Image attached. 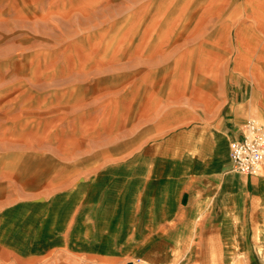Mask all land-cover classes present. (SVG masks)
<instances>
[{
    "label": "crops",
    "instance_id": "1",
    "mask_svg": "<svg viewBox=\"0 0 264 264\" xmlns=\"http://www.w3.org/2000/svg\"><path fill=\"white\" fill-rule=\"evenodd\" d=\"M134 3L86 85L27 77L0 101V260L80 237L145 264H264V166L229 157L264 125V41L187 0Z\"/></svg>",
    "mask_w": 264,
    "mask_h": 264
},
{
    "label": "rangeland",
    "instance_id": "2",
    "mask_svg": "<svg viewBox=\"0 0 264 264\" xmlns=\"http://www.w3.org/2000/svg\"><path fill=\"white\" fill-rule=\"evenodd\" d=\"M187 2L189 10L219 12L234 31L233 40L241 33L246 41H264V0ZM134 7V0H0V101L27 77L86 85L89 53H100L90 46L118 43L123 29L133 26ZM107 53L109 58L120 57ZM82 231L78 228L79 234ZM69 247L75 251L63 249L31 260L3 259L0 264H145L144 257L120 260L90 254L89 243L80 237ZM106 248V242L99 246Z\"/></svg>",
    "mask_w": 264,
    "mask_h": 264
},
{
    "label": "built area",
    "instance_id": "3",
    "mask_svg": "<svg viewBox=\"0 0 264 264\" xmlns=\"http://www.w3.org/2000/svg\"><path fill=\"white\" fill-rule=\"evenodd\" d=\"M229 157L238 173L258 176L264 166V125L256 120L248 121L242 139L230 144Z\"/></svg>",
    "mask_w": 264,
    "mask_h": 264
},
{
    "label": "bare ground",
    "instance_id": "4",
    "mask_svg": "<svg viewBox=\"0 0 264 264\" xmlns=\"http://www.w3.org/2000/svg\"><path fill=\"white\" fill-rule=\"evenodd\" d=\"M81 248V247H80ZM78 249V248H77ZM56 263V262H55Z\"/></svg>",
    "mask_w": 264,
    "mask_h": 264
}]
</instances>
